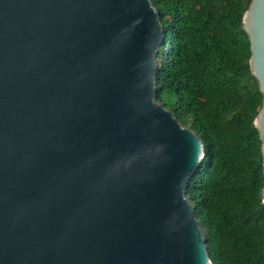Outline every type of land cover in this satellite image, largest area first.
I'll return each instance as SVG.
<instances>
[{"label":"water","instance_id":"obj_1","mask_svg":"<svg viewBox=\"0 0 264 264\" xmlns=\"http://www.w3.org/2000/svg\"><path fill=\"white\" fill-rule=\"evenodd\" d=\"M241 24L264 179V0ZM162 42L149 0H0V264H211L184 195L202 143L154 100Z\"/></svg>","mask_w":264,"mask_h":264},{"label":"trees","instance_id":"obj_2","mask_svg":"<svg viewBox=\"0 0 264 264\" xmlns=\"http://www.w3.org/2000/svg\"><path fill=\"white\" fill-rule=\"evenodd\" d=\"M163 42L154 100L203 146L188 180L211 264H264L261 95L242 16L250 0H149Z\"/></svg>","mask_w":264,"mask_h":264}]
</instances>
